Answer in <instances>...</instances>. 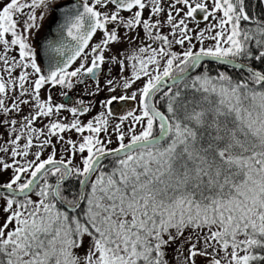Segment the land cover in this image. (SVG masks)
Wrapping results in <instances>:
<instances>
[{"label": "snow or ice", "instance_id": "snow-or-ice-1", "mask_svg": "<svg viewBox=\"0 0 264 264\" xmlns=\"http://www.w3.org/2000/svg\"><path fill=\"white\" fill-rule=\"evenodd\" d=\"M0 130V264H264L250 0H0Z\"/></svg>", "mask_w": 264, "mask_h": 264}, {"label": "flooded vegetation", "instance_id": "flooded-vegetation-1", "mask_svg": "<svg viewBox=\"0 0 264 264\" xmlns=\"http://www.w3.org/2000/svg\"><path fill=\"white\" fill-rule=\"evenodd\" d=\"M55 23H56V18H55V17L52 18V19H50V20H46V21H45V27H44V29L42 30V32H41L40 35H41V36H44L46 30L49 29V28H50L51 30H53L54 27H55V26H54ZM97 37L100 38V35L98 34ZM213 66H214V65H213ZM88 83H91V82H88ZM81 86L84 87L85 84H81V85H79L77 90H79V87H81ZM47 92H49L52 96H53V94H55V95L53 96V98H54V101H55L56 103H71L73 100L80 99V100H83V102H84V104H85V103H86V100H87V98H88V92H85L84 90H83L82 93L76 91V89L70 90V92H69V96H67V97H65L64 95L61 94V89H59V88H56V89H47ZM115 95H116V94H115ZM94 98H95V97H94ZM94 98H93V99H94ZM94 101H95V100H94ZM90 102H91V104H93V100H90ZM128 105H134V103L131 102V101H119V100L113 102V104H112L111 107H112V110H113V113H114L115 117H119L121 114H123L125 111H127V110H128ZM64 115H65V116H68L69 119L71 118L70 114H68V113H64ZM83 119L86 121L88 118H87V116H86V117H83ZM0 131H3V130H0ZM70 134H71V133H70ZM70 134H69V135H70ZM5 138H6V137H5ZM73 138H74V136H73ZM7 178H8V174H5V175L2 177V179H5V180H6Z\"/></svg>", "mask_w": 264, "mask_h": 264}, {"label": "rangeland", "instance_id": "rangeland-1", "mask_svg": "<svg viewBox=\"0 0 264 264\" xmlns=\"http://www.w3.org/2000/svg\"><path fill=\"white\" fill-rule=\"evenodd\" d=\"M254 2H255V1H254ZM258 2H259L260 7H261L260 12H258L257 9H255V8H254V9L251 8V10H252V12L255 13V14H259V15L261 14V15H264V11H263V8H262L261 1L258 0ZM201 27H203V24H201ZM99 39H100V38L96 36V37L94 38V40H93V43H95V42L98 41ZM124 47H126V45H120V46H119L120 49H123ZM212 67H215V66H212ZM75 89H76V91H78V92H80V93H82L83 90H84L85 92H88V98H87V100H86L85 105L91 104L90 100H93V104H96V105H97L95 111H93L90 115H87V118H88V119L91 118V115H95V113H96L97 111L100 110V108H99V101L105 99L106 96H107V93H102V94H100L99 96H93V95H90V92L92 91V89H91V83H88V82H86V84H85L84 87H83V86L79 87V90H77L78 87H76ZM114 94H116V95H120L121 93H120V92H117V93H114ZM54 95H55V94H53V96H54ZM94 97H95V98H94ZM93 98H94V99H93ZM94 100H95V101H94ZM132 107H135V105H128V109H129V108H132ZM85 117H86V116H85ZM70 135H71L72 137L74 136V138H75V134H74V133H71ZM169 258L172 259V257H171V253H170Z\"/></svg>", "mask_w": 264, "mask_h": 264}, {"label": "trees", "instance_id": "trees-1", "mask_svg": "<svg viewBox=\"0 0 264 264\" xmlns=\"http://www.w3.org/2000/svg\"><path fill=\"white\" fill-rule=\"evenodd\" d=\"M250 8H252V9L255 8V9H257L258 12H260L261 7H260V4H259L258 0H250Z\"/></svg>", "mask_w": 264, "mask_h": 264}, {"label": "water", "instance_id": "water-1", "mask_svg": "<svg viewBox=\"0 0 264 264\" xmlns=\"http://www.w3.org/2000/svg\"><path fill=\"white\" fill-rule=\"evenodd\" d=\"M260 1H261V4H262L263 11H264V0H260ZM49 34H52V30L50 28L47 29L46 32H45V35H49ZM44 64H45V66L47 65V59L46 58L44 60Z\"/></svg>", "mask_w": 264, "mask_h": 264}]
</instances>
